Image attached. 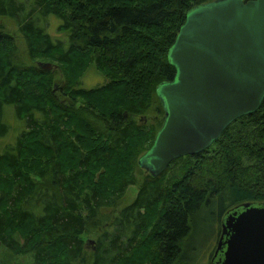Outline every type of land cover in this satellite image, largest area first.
<instances>
[{"label": "trees", "instance_id": "16d2710c", "mask_svg": "<svg viewBox=\"0 0 264 264\" xmlns=\"http://www.w3.org/2000/svg\"><path fill=\"white\" fill-rule=\"evenodd\" d=\"M207 1L0 0V20L16 27L26 58L60 64L67 98L52 92L49 71L19 59L0 24V142L12 134L0 151V246L11 256L28 255L30 264H200L191 260L197 251L210 264L223 214L264 202V98L203 151L135 177L162 124L154 90L174 75L167 50L185 13ZM90 65L104 82L84 88L78 77ZM150 109L158 119L141 123ZM200 229L207 241L198 248L189 236ZM90 233L97 239L88 256Z\"/></svg>", "mask_w": 264, "mask_h": 264}, {"label": "water", "instance_id": "95a60500", "mask_svg": "<svg viewBox=\"0 0 264 264\" xmlns=\"http://www.w3.org/2000/svg\"><path fill=\"white\" fill-rule=\"evenodd\" d=\"M174 69L155 87L163 121L136 160L151 176L206 149L264 98V0H211L189 9L167 50ZM48 69V63L36 62ZM210 264H264V202H243L220 220Z\"/></svg>", "mask_w": 264, "mask_h": 264}, {"label": "rangeland", "instance_id": "374dc122", "mask_svg": "<svg viewBox=\"0 0 264 264\" xmlns=\"http://www.w3.org/2000/svg\"><path fill=\"white\" fill-rule=\"evenodd\" d=\"M51 21L54 22L52 18L46 20V24L48 26L47 28H50L49 24L51 23ZM0 24L1 25L3 24L2 26H4L5 29L12 35V38L14 37V40H12L11 45L13 47H16V54L18 55L19 59H21L22 61L26 62L27 64H29V63L32 64L33 63L40 70L49 71V73H50L49 82H50V85H51V90H52L53 93H55V95L58 96L59 99L64 100V103H65V101H67V98L64 97V95L62 94V92H60V90H59L60 89V86L64 83V80L66 79V77L64 76V74L61 72L60 64H57V63H54V62H50V61L45 60V59H42V58H37V59L34 58V59H32V60L29 61L26 58L25 49H24V46H23V42H22L20 36L18 35V33L16 31V27L13 24H10V21L9 20H8V22L6 20H4L3 22H2V20H0ZM53 31H55V28H53ZM36 62L48 63L49 64V67H48V69L38 67L37 64H36ZM75 75L78 76V74H75ZM78 78L80 80V85L82 87H84V88H91V87H93L95 85H98V84H101V83L104 82L103 76L101 74H98L95 71V69L92 67V65H90L89 67H87L85 69V71L82 72L81 75ZM68 80H70V78ZM82 99L83 98H80V97L76 98L75 97V103H82ZM155 115H156L155 110L154 109H150L147 114H145L143 117H140L141 123L150 125V123L152 122V120L154 118H155V121H156V119H158L157 117H159V115L158 114L156 116ZM9 125H12L13 127H16V124H9ZM159 128L157 129V131L159 130ZM5 136H6V137H4L5 140L4 139H1L2 141L0 142V151L3 149V147L5 145H8L9 143L12 142L11 130H9V132ZM9 136H11V138ZM261 143H262V145L264 147V141L263 142H260V144ZM147 149H145V151ZM137 171L138 170H136L135 177H136V179L138 181L142 176H144V174L146 172L143 169H141V171H138V172ZM135 188H136L135 185L134 186H130L128 188V190H127V192L125 194L124 202H123V199H122V203H125V202L129 201L133 197ZM241 203H243V202H241ZM100 222H101V227L102 226L104 227V224L105 223H103L102 221H100ZM202 229L203 230L205 229L204 226H202ZM201 231H202L201 229H200L199 233L196 232V231H194L189 236V237H191V244H194V245L198 246V248L200 247L199 245H201V243L203 241H207V239H206V237H207V231L205 233L204 239H202V235H200L201 234L200 233ZM96 237H97V234L90 233V234H87V236H85L83 238L84 246H85V251H86V253H87L88 256L90 255V253L93 250V247L92 246H93L95 240L97 239ZM88 256L86 258H88ZM204 257H205V252H203V254H201V258H200V255L198 254V252L195 251L194 253H192V259L191 260H193V259H194V261L199 260L198 263H200V264L202 263L203 264L205 262L204 259L206 260V258H204ZM0 261L4 262L6 264H30L31 257L28 256V255L11 256L10 253H8L6 250H4L3 247L0 246Z\"/></svg>", "mask_w": 264, "mask_h": 264}, {"label": "flooded vegetation", "instance_id": "af4514ba", "mask_svg": "<svg viewBox=\"0 0 264 264\" xmlns=\"http://www.w3.org/2000/svg\"><path fill=\"white\" fill-rule=\"evenodd\" d=\"M145 171V170H144ZM146 172V171H145ZM148 173V172H147ZM149 174V173H148Z\"/></svg>", "mask_w": 264, "mask_h": 264}]
</instances>
